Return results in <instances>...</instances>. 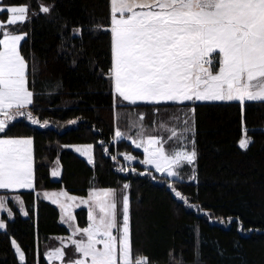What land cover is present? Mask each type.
I'll return each mask as SVG.
<instances>
[{
  "label": "trees",
  "instance_id": "16d2710c",
  "mask_svg": "<svg viewBox=\"0 0 264 264\" xmlns=\"http://www.w3.org/2000/svg\"><path fill=\"white\" fill-rule=\"evenodd\" d=\"M1 3L29 6L28 19L12 29L27 33L21 49L30 72L33 61L36 68L35 76L29 75L34 94L27 110L41 123L18 116L6 133L33 138L37 188L64 187L84 195L95 183L115 187L128 181L134 259L147 257L150 264H264V101H245L243 114L238 101L190 102L178 112L167 110L166 115L191 116L197 151V180L171 178L146 167L139 160L141 148L115 137L113 89L101 75L110 67L111 36L99 27L110 25V0ZM40 4L53 6L50 13L40 11ZM73 28L81 33L74 34ZM142 108L149 119L164 112L163 107L159 112ZM245 136L252 141L247 149L239 143ZM68 143H92L94 164L64 148ZM126 155L136 158L127 160ZM57 157L62 174L52 180L50 167ZM21 194L28 216L16 212L0 229V264H51L44 241L68 233V228L60 223L55 205L38 199L34 190ZM77 216L80 225L87 224L86 209ZM12 238L22 246L25 262L19 260Z\"/></svg>",
  "mask_w": 264,
  "mask_h": 264
},
{
  "label": "snow or ice",
  "instance_id": "6c2138e0",
  "mask_svg": "<svg viewBox=\"0 0 264 264\" xmlns=\"http://www.w3.org/2000/svg\"><path fill=\"white\" fill-rule=\"evenodd\" d=\"M39 7L40 11L50 13L53 6L40 4ZM3 12L11 15L6 22L0 21V134H3L0 135V189H31L35 180L33 138L11 137L6 133L9 122L17 116H25L33 124L41 123L31 112L24 111L33 104L29 75L35 76L36 72L34 61L30 72L29 61L21 49L27 33L17 34L18 30L7 29L28 19L29 6H3L0 13ZM99 27L111 36L110 67L107 73L101 70V75L112 85L113 107L147 102L154 112H159L157 106L162 102L238 101L243 114L245 101H264V0H110V25L106 29ZM72 32L79 35L81 29L73 28ZM189 111L194 114L195 107ZM183 123L186 127L179 136L175 127L170 129L169 139H189L183 133L192 132L191 122ZM47 124L48 121L43 122V126ZM138 128L140 141L133 143L143 147L142 163L153 165L156 172L177 177L180 174L176 168L196 160L194 146L190 151L181 147L169 152L162 135L148 133L143 123ZM123 135L117 128L115 137ZM190 142L195 144L194 139ZM251 142V138L239 141L245 149ZM91 150V145L77 148L88 156L89 162L93 160ZM125 158L135 159L131 155ZM128 188L124 184L120 190H93L88 199L80 201L89 204L90 223L82 229H73V235L81 233L82 238L69 237V242L81 255L67 264H150L147 257L133 258L130 201L124 194ZM173 191L187 202L179 191L175 188ZM59 195L69 201L78 199L66 192ZM15 199L23 204L19 196ZM53 203L60 204L66 217L64 222L73 227L74 205L59 200ZM0 210L12 215L11 209H6L4 197H0ZM5 227L0 219V228ZM12 243L19 259L24 261V252L14 240ZM64 255L57 248L49 258L54 256L64 264Z\"/></svg>",
  "mask_w": 264,
  "mask_h": 264
},
{
  "label": "rangeland",
  "instance_id": "374dc122",
  "mask_svg": "<svg viewBox=\"0 0 264 264\" xmlns=\"http://www.w3.org/2000/svg\"><path fill=\"white\" fill-rule=\"evenodd\" d=\"M21 5H24V4H21ZM21 5L3 4V3H1V0H0V7H3V6H21ZM10 15L11 14L7 13V12L0 13V21L6 22L8 19V16H10ZM17 23H19V22H17ZM15 25L7 26V29L13 30L12 26H15ZM17 34H19V32H17ZM0 38H2V35H0ZM131 108H132V110L135 109V111H133L132 113H131V111L127 110V107L126 108L115 107V118H117V120H118V125L116 127V130H117V128H119V130L122 133L127 134L129 136V140H137V142L140 141V137L137 136V132L139 130L138 126L141 123H143L144 126L148 129V133L153 134V135H162L164 137V139L166 140V143H164V147L169 152H174L176 150H179L181 147L190 151L193 148V146L195 147V144L193 145L190 142L192 139H194V141H195L194 128L192 126L191 116L188 118L182 119L183 117L178 118V115H174V114H171V115L167 114L166 115L167 112H162L161 114H156V116L153 117L152 119H149V116H148L149 112H147V110H145V108H142V107H131ZM24 111L28 112L27 108L24 109ZM125 113L129 114L130 117L128 118V116H127V119H125ZM176 116H177V118H175ZM180 116H182V115H180ZM141 117H142V119H141ZM26 119L30 120L27 117H26ZM184 120H189L191 122L192 132L191 133H183V135L188 136L189 139H179V140L177 138L169 139L170 129L173 127H175L177 129L178 136L180 135L183 128L186 127V125L183 123ZM11 137L24 138V137H30V136H11ZM245 138H249V137L245 136L243 139H245ZM88 145L92 146V150H91V155L93 158L92 162H89L88 156L84 155L82 152L77 151V148L84 149ZM64 148L70 149V150L74 151L75 153L79 154L84 159H86V161L90 165H93L95 162L94 145L92 143H68V144L64 145ZM139 148H141L143 150V147H139ZM195 150H196V147H195ZM196 153H197V151H196ZM144 158H145V154H143V156L139 160L142 162ZM196 159H197V157H196ZM145 166L150 167L153 170H155V167L153 165H145ZM175 170L178 171L180 175L177 177H173V178H181L182 177L181 179H185V180H190V181L197 180L196 160L192 164H188V163L184 162L181 166H179ZM34 172H35V165H34ZM53 172H56L58 174L53 175ZM158 173H160V172H158ZM61 174H62V164H61L60 158L57 157V158H55V160L53 161V163L50 167V177L52 180H60ZM161 174L167 175L166 173H161ZM193 176L195 177V179H192ZM124 184L129 185V182L123 181L119 186H115V187L101 186L100 184L95 183L89 189L88 193L84 194V195L72 193L64 187L37 188L35 180H34V187L31 189H10V190L0 189V197L5 198L6 209H11V212H12V215L9 216V214L6 210H0V219H2L7 226L8 221L13 220L16 217V212H19V214L23 217L28 216L26 201L24 199V196L21 194V191L34 190L38 199L46 200V201L52 203L53 205H55L57 207V209L59 210V221H60V223L65 225L68 228V233L61 234V235H53V236L49 237L46 241H44V244H43L44 255L51 264H61V261L56 259L54 256L52 258H49L50 253H53L57 248H61L63 250V252L65 253L64 258H63V262H64V264H67V262L70 259L79 258L81 255L80 253L75 252V250H74L75 246L69 242V237H71L72 239L82 238L81 233H76L75 235H73V229L75 227L82 229L84 227H87L88 224L90 223V221L88 219L89 204L81 203L80 201L82 199H85V200L88 199L90 196V193L93 190L99 191V190L108 189V188L120 190V189H122V186ZM62 192H66L68 194V196H74V197H77L78 199L76 201H69V200H67L66 197L59 195ZM45 193H47L48 195L46 196ZM124 194H127L129 196V201H130V186L128 189L124 190ZM16 196L20 197V199L23 201V204H21L18 200L15 199ZM53 200H59V201L64 202V203H72L74 205L72 210H71L72 214L74 216V220L72 221L73 227H69V224L64 222L65 218H66L65 213L62 212V210L60 208V204L59 203H53ZM120 207H121V205L118 202L117 203L118 221L121 219ZM81 208H84L87 210L88 222L86 225H83V226L78 223V216H77V211ZM25 213H27V214H25ZM130 227H131V216H130ZM5 228H0V229H5ZM114 234H115V231H114ZM13 240L16 242V245H19L20 250L24 252L19 241L15 238H12V241ZM12 245H13V243H12ZM13 248L16 251V247L14 245H13ZM16 254L19 258V253L17 251H16ZM25 259H24V261H21L20 259L19 260L21 262H25Z\"/></svg>",
  "mask_w": 264,
  "mask_h": 264
},
{
  "label": "crops",
  "instance_id": "0c3cea01",
  "mask_svg": "<svg viewBox=\"0 0 264 264\" xmlns=\"http://www.w3.org/2000/svg\"><path fill=\"white\" fill-rule=\"evenodd\" d=\"M190 102L191 101H184L182 103H180V102H162V105H158L157 107H163L162 111H164V112H167V110H172V111L173 110H175V111L177 110V112H178L179 111V107H187L184 104L185 103H190ZM170 103H172L174 105H170ZM125 104H127V102H125ZM131 107H152V106H151V104H149L147 102H137V105H127V110L131 111V113H132L133 111H135V109L132 110ZM169 107H176V108H169ZM127 116H128V118L130 117L129 114H127ZM127 116H125V119H127ZM175 118H177V116ZM178 118H182V116H180L178 114ZM115 119H116V123L118 125V120H117V118H115ZM122 137L129 140V136L127 134H125V133H124V135ZM129 141H131L133 143V140H129Z\"/></svg>",
  "mask_w": 264,
  "mask_h": 264
},
{
  "label": "built area",
  "instance_id": "2783aa9c",
  "mask_svg": "<svg viewBox=\"0 0 264 264\" xmlns=\"http://www.w3.org/2000/svg\"><path fill=\"white\" fill-rule=\"evenodd\" d=\"M136 158V156H134Z\"/></svg>",
  "mask_w": 264,
  "mask_h": 264
}]
</instances>
